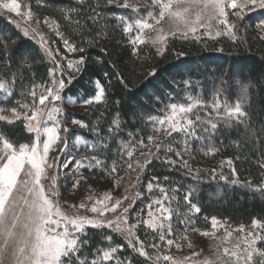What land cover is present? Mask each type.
<instances>
[{
    "label": "snow or ice",
    "instance_id": "snow-or-ice-1",
    "mask_svg": "<svg viewBox=\"0 0 264 264\" xmlns=\"http://www.w3.org/2000/svg\"><path fill=\"white\" fill-rule=\"evenodd\" d=\"M76 3L81 7L67 6L61 12L69 25L75 24L80 29L78 39L65 36L56 21H50L47 17L43 20V24L48 25L59 38L64 51L76 54L75 58L69 59L61 54L60 48H54L49 43V39L40 31L41 21L35 19L27 3L0 0V10L19 18L10 22L32 46H21L16 50L17 68L11 71L13 53L9 43L15 41L0 35V97L3 98L0 105H13L0 106V121L9 125L20 122L30 134L29 142L17 143L7 131L0 130V264H132L131 259H121L118 255L123 251L124 244L112 246L113 234L122 237L133 253L145 261H153V264H264V246H257L264 242V218L255 217L247 229L244 224L233 227L227 219L204 217L205 221L210 222L212 230L200 234L219 241L213 245L210 256L201 257V252L194 250L191 255L182 258L162 255V245L167 249L182 248L180 241L173 238L174 214L178 223L184 225L182 232L177 234L187 241L189 229L200 231L196 222L201 208L193 202L191 189L179 197L177 206L173 208V202L178 200L177 195H170L169 189L161 185L155 176L146 184L148 202L134 214L135 223L129 222L131 209L144 196L139 190H132L141 183V174L147 165L153 159L160 160L162 152L164 162L170 167L179 164L186 174L191 175L194 169L185 159L191 142L212 145L220 121L228 127L243 125L257 143L264 137V125L260 126V135H257L256 129L251 127L249 113L239 101L233 107H228L222 106L218 98L214 99L210 105L211 111H205L202 116L195 109H206L209 105L197 97L190 95L186 98L187 103H182L168 102L173 99L168 96L167 101H160V114L149 116L143 121L145 128L150 126L151 129L147 144L143 137L136 139L132 132L126 134L127 141L120 138L123 126L119 111L115 112L107 135H104L98 128H90L80 120L65 121L62 108L57 104L63 103L65 99L72 100L65 94V89L79 83L89 71L88 47L96 46L100 47L101 52L106 51L101 41L107 34V25L101 27L99 21L108 20L109 16L99 10L101 7L116 4L129 10V15L113 19L126 36L131 54L139 60L143 52L141 46H151L156 56H164L172 39L187 41L191 38L199 42L205 36L215 40L227 35L236 42L237 25H243L249 13L264 12V0H103V4L89 6L91 14L83 26L79 19L73 20V14L81 15L84 0H76ZM230 16L233 19L230 20ZM33 22L35 26H32ZM87 22H91L93 29L86 27ZM254 28L259 38L264 40V19L257 22ZM216 50L223 52V48ZM175 54L178 57L185 55L184 52ZM37 56L41 61L47 58L50 62L48 79L43 83L35 82V74L31 72ZM98 62L107 63L105 60ZM115 67L112 65L113 69ZM111 74L125 88L132 83L131 77L123 76L119 71ZM155 75L156 68L152 67L146 71L145 79ZM229 75L232 82L239 85L242 94L240 99L246 100L249 86L241 80L245 75V66L234 62ZM108 76L109 72L104 71L102 75L93 73L95 78L89 77L84 87L86 98L82 99V103H109L107 85L103 83ZM190 83L184 81L186 87ZM18 86L20 91L17 93ZM156 99L160 100V97ZM113 103L119 105L120 101L115 100ZM49 121L53 122L51 126ZM76 126L88 129L94 139L78 135L73 130ZM73 147L83 148L87 154L78 155L72 152ZM218 151L219 148L212 146L205 154L214 155ZM55 153L65 155V159L61 161ZM169 154L179 159H172ZM68 156L72 159L69 160ZM257 163L264 169V154H261ZM225 164L235 175L233 159L221 162L222 167ZM60 169H63L62 175ZM93 169L113 177L116 188L122 189V195L114 197L112 192H104L99 197L89 195L86 201L73 204L65 210L60 203L61 188L71 181V190H75L81 181L86 180L81 170ZM120 169L124 173L122 176L118 175ZM215 172L216 169H212V173ZM199 176L197 171L193 179ZM261 176L262 180L255 187L238 178L232 179L230 183L252 189L264 198V172ZM219 178L228 180L223 175ZM125 179L127 182L122 185ZM164 179L167 180V177ZM154 189L159 193L155 197ZM178 191L171 189L172 193ZM181 206L183 212L180 211ZM141 225L145 227V239L137 235ZM89 228L97 230L95 235L100 236V243L108 242L106 247H91L92 234L88 232ZM220 230H223L224 235L217 237ZM234 232L239 235L231 246H226ZM188 247H192L191 241H188ZM147 249L156 250L155 255Z\"/></svg>",
    "mask_w": 264,
    "mask_h": 264
},
{
    "label": "trees",
    "instance_id": "trees-1",
    "mask_svg": "<svg viewBox=\"0 0 264 264\" xmlns=\"http://www.w3.org/2000/svg\"><path fill=\"white\" fill-rule=\"evenodd\" d=\"M30 3L35 13L56 20L65 36L70 39H78L80 29L75 24L69 25L63 19L61 12V9L67 6L81 7L76 3V0H31ZM98 4H103V0H84L81 15L73 14V20L79 19L81 25H85L87 16L91 14L89 6ZM99 10L109 16L108 20L99 21L101 27L107 25V34L101 41V46L106 51L101 52L100 47L96 46L88 47L89 71L83 75L79 83L69 86L70 90L66 88L65 94L72 97V100L82 103V99L86 98L84 87L89 77H93V73L102 75L104 71H108L109 76L103 83L107 85L109 103L89 105L88 110L84 113L69 112L66 115V121L80 120L88 124L90 128H98L102 134L107 135L110 121L115 112L119 111L123 126L120 138L127 141L126 134L132 132L136 139L143 137L147 144V135L151 134V129L150 126L145 128L143 121L149 116L160 114L162 107L160 101H167L168 96H171L173 99L168 102L187 103L186 98L191 95L209 105L206 109H195L202 116L205 111H211L210 105L214 99L218 98L222 106L228 107H233L235 102L239 101L244 110L249 113L251 127L256 129L257 135H260V126L264 125V78H262V73H264V40L259 38L254 25L264 19V12L249 13L245 17L243 25H237L236 42H233L227 35L220 36L219 40L203 38L199 42L191 38L187 41L172 39L164 56H156L155 50L151 46H141L143 49L142 58L138 60L131 54L126 36L116 26L117 21L113 19L116 16L129 15V10L118 7L116 4L103 6ZM229 19L233 18L230 16ZM10 21L7 16L0 14V35L5 38L10 37L12 41H15V43H9V48L13 53L11 71H16V50L20 49L21 46L28 48L32 46L21 37L20 31ZM86 27L93 29L91 22H87ZM88 38L91 39L90 36ZM218 48H223V52L217 51ZM178 52H184L185 55L178 57L175 54ZM75 56L76 54H74V58ZM99 60H105L107 63L101 64L98 62ZM234 62H240L245 66V75L241 80L248 83L249 86L246 100L240 99L242 94L239 85L234 84L229 75ZM49 63L47 58L41 61L40 57L37 56V60L31 66V72L35 74V82L43 83L48 79ZM112 65L116 66L115 69L112 68ZM152 67L156 68V75L145 79L146 71ZM113 71H119L121 75L131 77L132 83L125 88L119 83L116 76L111 74ZM185 80L191 82L187 87L184 84ZM16 91L17 93L20 91L19 86ZM157 97H160V100H157ZM16 98L19 99V95ZM2 99L0 97V100ZM115 100L120 101L119 105L113 103ZM0 106L11 107L13 105L3 104ZM218 128L219 131L216 133L212 145H201L198 141L191 142L185 159L189 161V166L194 169L193 174H186L179 164L170 167L164 162L163 152L160 154V160L153 159L152 163L147 165L140 184V192L144 193V196L142 200H137L131 211L130 223H135L134 214L141 207H144L149 200L146 184L153 176L158 177V182L169 189L170 195H177L178 200L173 202V208L177 206L179 197H182L189 189L193 190V202L201 208V213L198 214L199 219L196 222V227L200 231L211 229L210 222L205 221L204 217L216 216L221 220L227 219L233 227H238L240 224L248 227L254 217L264 218V198L252 189L230 183L232 179L238 178L241 182H250L255 187L262 180L261 173L264 172V169L259 167L257 160L261 154H264V137L257 143L250 131L243 125L228 127L223 121L218 123ZM0 130L7 131L14 142H29L30 134L25 131L20 122L9 125L0 121ZM73 130L81 137L94 139L88 129L77 127ZM173 135L176 136V134ZM212 146L219 148V151L214 155L205 154ZM79 154L87 153L83 148H79ZM169 155L172 159H179L173 154ZM228 158L233 159L236 168L235 175L232 174L231 168L226 164L221 166V162ZM212 169H216V172L212 173ZM81 171L86 180L81 181L78 186L80 189L91 185L100 187L115 181L113 177L98 169ZM197 171L200 176L198 179H193ZM122 173V169L118 170V175ZM213 175L215 179H213ZM220 175L228 177V180H220ZM165 177L167 180L164 179ZM69 188H71V182ZM171 189H179V191L172 193ZM218 192L220 195H217ZM156 195L159 193L154 189L153 197ZM180 211H184L183 206H181ZM173 225L175 230L173 238H181L177 233L182 232L184 225L178 223L175 214ZM104 231L107 232L108 230ZM148 231L150 232V230ZM88 232L92 234L90 240L92 248L106 247L108 242L100 243V236L95 235L96 229L89 228ZM190 232L193 231L189 229L187 234ZM137 235L141 239L146 238L143 225L137 229ZM120 244L125 245L123 251L118 253L121 259H131L132 264H153V261H145L143 257L133 253L122 237L113 234L112 246ZM257 246H264V242ZM163 247L162 245L161 249ZM147 250L153 256L155 255L156 250Z\"/></svg>",
    "mask_w": 264,
    "mask_h": 264
},
{
    "label": "rangeland",
    "instance_id": "rangeland-1",
    "mask_svg": "<svg viewBox=\"0 0 264 264\" xmlns=\"http://www.w3.org/2000/svg\"><path fill=\"white\" fill-rule=\"evenodd\" d=\"M31 0H18V2L24 4L27 3L29 5V7H31ZM32 9V7H31ZM24 9L22 8V11ZM33 11V10H32ZM34 13V17L35 19H39L41 21L40 24V31L45 35L46 38L49 39V43L52 44V46L54 48H60L61 49V54L62 55H66L69 57V59L74 58V54L71 53H67L64 51L63 49V45L61 43V41L59 40L58 37L55 36V34L53 33L52 29H50L48 27V25L43 24V20L44 18H49L50 21H56L53 18H50L49 16H45L42 14H37L33 11ZM0 14L7 16L10 20L13 19H19L18 17H15V14H9L7 13L5 10H0ZM57 22V21H56ZM35 26L34 22L33 25ZM60 31L61 27H60ZM201 32H203V29H201ZM205 39H209L212 40L208 37H204ZM215 40H219V37L216 38ZM54 41V43H53ZM66 83V81H65ZM57 104H60L62 111H63V119L66 121V115L69 112L72 113H84L88 110L89 105H86L84 103H78L75 100H71L68 101L67 99H65L63 101V103L61 102H57ZM49 126H51V124L53 123L52 121H49ZM78 126L74 127L73 129H76ZM71 141H70V146H71ZM72 152L79 154V149L76 147L72 148ZM52 155V154H50ZM55 155H59L60 156V160L63 161L65 159V155H60L59 153H55ZM68 159H72L71 156L67 157ZM143 174V173H142ZM142 174H141V178H142ZM124 175V173H122L120 176ZM71 181H69L64 187L61 188V199H60V203L62 205V207L67 210L70 208L71 205L73 204H79L82 201H86L87 197L89 195H95L97 197L101 196L104 192H112V195L114 197L122 195V189L121 188H116L115 185V181L112 182H108L100 187H94V186H85L83 188L80 189V187H77L75 190H71V188H69V183ZM127 180L125 179V181H122L121 184L123 185L124 183H126ZM141 184V183H140ZM140 184L137 186V189H133L132 191H136L139 190L140 191ZM131 194V193H130ZM125 203H127V201H125ZM134 208V207H133ZM133 209H131L132 211ZM246 229L248 227H245ZM212 229L209 230H204V231H211ZM200 232L203 231H198V232H190L189 234H187V241L186 240H182L181 238H174L176 240H179L180 243L182 244V248L181 249H176L175 247L171 248V249H167L165 247H163L161 249V254H170L173 255L175 257L178 258H182L184 256H188L191 255V252L194 251H198L201 252V257L204 256H210L212 254L213 251V245L217 244L219 241L213 237H205L202 236L200 234ZM223 230H220L219 232H217V237L223 236ZM239 235V233L234 232L233 233V237L229 239L228 243L226 246H231L234 242H235V238ZM188 241H191L192 247L189 248L188 247Z\"/></svg>",
    "mask_w": 264,
    "mask_h": 264
},
{
    "label": "bare ground",
    "instance_id": "bare-ground-1",
    "mask_svg": "<svg viewBox=\"0 0 264 264\" xmlns=\"http://www.w3.org/2000/svg\"><path fill=\"white\" fill-rule=\"evenodd\" d=\"M69 160H71V159H69ZM59 171H60V173H61V175H62V174H63V169H60Z\"/></svg>",
    "mask_w": 264,
    "mask_h": 264
}]
</instances>
